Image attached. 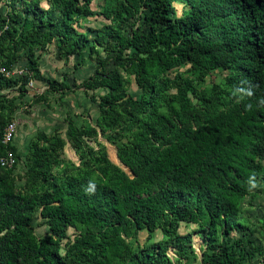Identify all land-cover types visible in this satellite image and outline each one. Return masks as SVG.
I'll return each mask as SVG.
<instances>
[{"label": "trees", "instance_id": "16d2710c", "mask_svg": "<svg viewBox=\"0 0 264 264\" xmlns=\"http://www.w3.org/2000/svg\"><path fill=\"white\" fill-rule=\"evenodd\" d=\"M114 1L105 13L111 24L89 29L90 41L74 26L93 14V0H46L47 9L41 0H0V92L17 87L24 96L32 80H42L35 50L44 53L53 42L68 54L92 55L98 46L114 67L98 58L94 74L79 85L99 115L80 127L68 120L78 165L64 163L61 137L38 133L17 185L14 143L0 145V153L9 149L16 158L13 168H0V264H252L255 256L264 264V248L246 238L241 220L244 199L254 195L248 177L264 180V108L257 106L264 98V0ZM140 15L130 35L119 32ZM20 49H27L26 64L14 78ZM184 66L200 83L214 71L225 73L223 85L201 94L193 80L168 78ZM119 71L133 76L137 97ZM248 83L256 86L253 97L231 95ZM47 84L55 93L70 89ZM98 90L104 91L98 98L89 95ZM0 96L1 135L16 106ZM99 136L115 147L120 165ZM89 181L95 194L85 191ZM37 215L48 230L44 237L35 233ZM181 223L197 226L200 258L192 235H179ZM157 231L161 239L154 241ZM233 232L243 235L234 239Z\"/></svg>", "mask_w": 264, "mask_h": 264}, {"label": "rangeland", "instance_id": "374dc122", "mask_svg": "<svg viewBox=\"0 0 264 264\" xmlns=\"http://www.w3.org/2000/svg\"><path fill=\"white\" fill-rule=\"evenodd\" d=\"M40 5L47 9L46 0H41ZM115 5L114 0H93L90 9L93 14L89 17H81L79 25L75 24L74 28L78 33L88 36L90 41L94 38V33L89 29H98L104 25L111 24L110 20L105 18V13L110 11ZM3 9V7L1 8ZM177 17H180L183 11L182 5H175ZM3 11V10H2ZM142 16L129 21L126 25L119 27V32L130 35L136 25L142 23ZM117 26V25H116ZM39 58V71L42 80H32L26 86V94L20 96L17 93V87L5 89L0 92V95H6V105L11 104L16 106L15 112L11 116V120L17 123V133L14 140L16 149L17 164L13 170L17 185L23 184L24 171L26 170V156L29 151L30 143L35 139L38 133H44L48 136L58 135L65 142V152L63 155L64 163L79 164V153H77L68 138V120L70 119L76 127H80L86 122L95 124L99 115L97 103L90 101L89 96L79 88V85L94 74L98 66V58L106 59L107 68L114 69L108 54L102 48L96 46L95 52L89 54V49L82 50L79 53H70L59 48L58 43L53 42L48 46L44 53L38 49L35 50ZM27 49L18 51V61L13 66L11 76L17 78L20 76L26 64ZM188 66L170 71L167 76L173 79L176 75H181L183 79L195 81L197 90L204 93V89L212 84L223 85V77L225 73L214 71L204 79L203 83L197 82L196 76L187 71ZM123 80H129L128 93L138 96V91L135 89L133 76L127 75L123 71H119ZM48 80H55L58 83H65L70 89L68 91L51 92L48 89ZM104 91L98 90L89 92V95H94L98 98ZM44 96L45 100L35 104V97ZM1 97V96H0ZM108 154L109 159L120 165L115 147L107 142L103 137L97 138ZM89 146L96 148L95 143L89 142ZM259 187L254 190L252 197H246L241 207V220L245 221L246 230L244 234L254 246L264 248V180H259ZM35 233L38 237L46 236L47 227L42 224V220L38 215L33 221ZM197 226L193 224L181 223L178 229L180 236L191 234L193 237L192 246L198 258L201 257V252L204 247L200 234L196 233ZM68 236L72 239L75 234L73 229L67 231ZM242 232H233L232 238L242 237ZM146 233H139L138 240L141 244L146 243ZM161 234L159 231L155 233L154 241L160 240ZM171 258L174 259L172 250L168 251ZM261 261L259 256L252 258V264H259ZM194 264H200L199 259Z\"/></svg>", "mask_w": 264, "mask_h": 264}, {"label": "clouds", "instance_id": "9594fccd", "mask_svg": "<svg viewBox=\"0 0 264 264\" xmlns=\"http://www.w3.org/2000/svg\"><path fill=\"white\" fill-rule=\"evenodd\" d=\"M255 87L256 86L251 83H248L247 85L241 84L240 86H237L232 90L231 95L233 97H237L238 99L251 98L255 95V92H254ZM257 106L264 108V98H260L257 101ZM252 108H253V105L251 103H249L246 106V109L249 111L252 110ZM247 184H248L247 191L249 192H252L253 190L259 187V183L256 179L255 174H252L248 177ZM85 191L88 194H95L96 184L93 181H89L88 185L85 188Z\"/></svg>", "mask_w": 264, "mask_h": 264}, {"label": "built area", "instance_id": "2783aa9c", "mask_svg": "<svg viewBox=\"0 0 264 264\" xmlns=\"http://www.w3.org/2000/svg\"><path fill=\"white\" fill-rule=\"evenodd\" d=\"M2 69H0V73ZM10 76V74H8ZM17 133V123L12 120L4 129L0 135V145L8 146L13 144ZM16 164L15 154L7 149L3 153H0V168L11 169Z\"/></svg>", "mask_w": 264, "mask_h": 264}]
</instances>
